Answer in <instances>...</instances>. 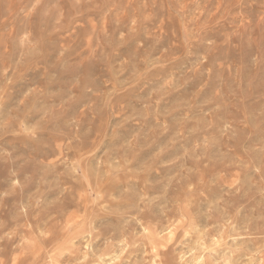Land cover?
Listing matches in <instances>:
<instances>
[{
	"label": "clouds",
	"instance_id": "9594fccd",
	"mask_svg": "<svg viewBox=\"0 0 264 264\" xmlns=\"http://www.w3.org/2000/svg\"><path fill=\"white\" fill-rule=\"evenodd\" d=\"M0 264H264V0H0Z\"/></svg>",
	"mask_w": 264,
	"mask_h": 264
}]
</instances>
